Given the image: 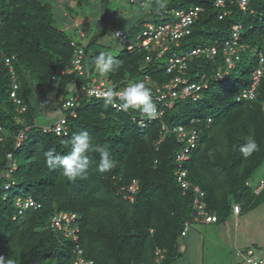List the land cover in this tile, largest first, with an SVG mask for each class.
Masks as SVG:
<instances>
[{"label": "trees", "instance_id": "obj_1", "mask_svg": "<svg viewBox=\"0 0 264 264\" xmlns=\"http://www.w3.org/2000/svg\"><path fill=\"white\" fill-rule=\"evenodd\" d=\"M110 1L101 0V17H106L104 4ZM139 1L144 9L151 3ZM135 2L127 3L133 6ZM155 5L156 9L146 13L160 11ZM190 5L203 7V12L191 26V33L180 40L177 54L197 47H217V53L211 59L187 60L183 78L207 88L199 91L197 101L177 99L168 108L155 101L154 83L160 86L172 76L165 73L164 65L159 68L158 60L145 63L147 53L143 49L118 52L115 58L121 61L120 66L101 77L95 66V58L101 53L95 49L100 37V30H96L86 45L77 44L84 48L83 73L79 75L71 63L74 52L70 43L75 36L81 38V26L73 36L60 29L51 0H0V49L6 56H15L14 74L22 87L17 94L25 108L19 115L23 124H15V107L9 98L10 74L0 62V126L5 128L0 140V172L6 170L8 160L16 166L9 180H0V255L14 258L16 264H75L78 257L72 239L50 226L58 212L75 215L72 224L78 227L85 260L94 264H153V252L161 248L166 251L164 263L170 264L181 255L183 223L189 221L192 230L196 214L193 187L204 192L202 202L205 210L216 216V224L231 215L234 205H243L246 211L264 201V190L254 194V188L248 186L264 163V62L255 99L235 101L236 95L248 88L258 56L264 60V0H248L246 12L234 4L227 5L230 13L221 19L213 0H169L165 7L170 10ZM143 23L131 24L126 31L133 44L138 42ZM233 25H240L242 31L232 59L234 66L225 74L222 51L224 42L232 41ZM218 70L223 75L220 79L216 78ZM144 77L150 81L145 85L151 89L153 102L162 110L161 116L152 120L139 110L117 111L105 99L87 93L100 82L121 91ZM34 81L44 106H35L36 100L31 99ZM68 101L74 102L71 107L64 106ZM114 102L120 103L118 98ZM48 107L62 112L55 122L65 118L66 136L43 132L45 126L38 125L36 116ZM162 126H184L198 133L196 147L183 165L191 185L184 194L174 175L178 169L175 154L183 144L171 133L163 136ZM26 127L29 131L24 141L28 144L18 148L22 153L16 159L15 137ZM79 130L88 131L94 144L106 145L117 166L101 173L95 163L98 154L88 153L93 163L87 178L70 181L60 169H50L44 153L54 148L56 154H66L70 146L63 142ZM248 136L259 148L244 157L240 147ZM7 181L11 185L5 191ZM133 182L136 188L130 192ZM13 190L17 192L10 200L8 192ZM16 198L31 199L36 207L17 216ZM194 223L197 226L202 221L199 218Z\"/></svg>", "mask_w": 264, "mask_h": 264}, {"label": "built area", "instance_id": "obj_2", "mask_svg": "<svg viewBox=\"0 0 264 264\" xmlns=\"http://www.w3.org/2000/svg\"><path fill=\"white\" fill-rule=\"evenodd\" d=\"M234 1V0H231ZM239 9L241 11H246L247 0H238L236 1ZM214 5L219 8H223L225 5V0H215ZM201 8L193 7L187 11H175L172 15V19L170 18L169 22L166 23H158L156 25L148 23L144 25L141 33L137 35L136 39L138 42L132 43L128 42L127 50L134 51L135 49H143L146 51V56L144 58L145 63H151L153 60H160L166 59L164 64V70L167 75L172 76L167 83L162 85H156L154 83L155 88V101L162 102L163 106H167L168 108L171 107V103L175 100H186L191 99L192 101H197L199 99V91L203 88H207L206 84L200 85L195 83H188L185 78H183L184 70L187 67V60L190 58H213L217 53V47H197L192 49L191 51H185L182 54L173 53L169 55L171 48H178L180 45V40L185 36L191 33V26L198 18L199 14L201 13ZM229 14L227 11H223L219 15V19L223 18ZM231 37L232 41L229 40L224 42V49L222 51L224 56V61L226 63V71L229 68L234 66L232 61L233 56L236 53V50L239 47V39H240V26H232L231 28ZM119 34L118 36L116 34ZM114 36L122 42H127L128 37L122 31L116 30L114 32ZM74 55L72 56L71 63L73 66V70L77 71L79 75L83 73V49L75 42L70 43ZM232 45V46H231ZM235 45L237 46L235 48ZM15 61L14 55L6 56L0 49V62L7 68L8 73L11 77V87L12 90L10 92V97L12 101L17 104V113H24L25 108L22 106V101L17 97L16 90L18 89V84L16 81V76L13 70V63ZM263 58L259 57L258 60V67L251 75V80L248 88L242 90L238 93L235 97L236 102L250 101L255 99L256 88L259 84V80L263 75ZM223 75H221L220 70H218L216 74V78L220 79ZM95 81V80H94ZM145 84L149 83L148 77L143 78ZM129 85V84H128ZM126 85V86H128ZM107 89L103 82H100L97 85H94L90 88L87 93L88 95L94 97L95 99H105L103 96V92ZM124 89V88H123ZM77 99V98H76ZM168 100V101H167ZM74 102L68 101L64 104L65 107H71ZM116 103V102H115ZM118 104V103H117ZM114 108V107H113ZM119 111L118 108H115ZM160 113L159 116L162 114L161 109H157ZM209 121V120H208ZM162 135L171 133L173 134L177 142L181 145L183 144V148L181 151L175 154V162L178 163V169L175 170L174 175L176 176V181L179 184L182 193L184 194L187 192L191 185L187 180V171L183 167L184 163L189 159V152L196 147L197 140H198V133L194 129H188L184 126H176L172 129H168L165 126L161 127ZM28 128L20 131L16 137V147L20 146V142L26 138V132ZM52 131L56 136H66L67 129L65 126V118L59 119L55 124H52L51 127H44L43 132H50ZM2 139V128L0 127V140ZM163 139V138H162ZM10 159V156H8ZM16 169L14 163L8 160V165L5 171L0 172V180L6 179L9 180L10 175ZM11 183L9 181L5 182L4 190L7 191L10 187ZM136 188V183L133 182L132 185L129 186L128 190L130 192H134ZM261 190H264V172L263 176L258 182V186L253 189L255 194L259 193ZM193 193L195 194V198L193 201V208L196 211L195 216H193L192 221L196 222L199 218L205 222H214L216 219L212 215H207L204 210V204L202 199L204 198L205 194L202 190L198 187H193ZM7 194L3 196V200H6ZM131 201V199H130ZM28 203L30 204L29 207H34L35 203L31 199H21L16 198L14 200V206L17 209V216H21L22 213L27 210L29 207L25 208L24 205ZM36 207V206H35ZM16 216V217H17ZM15 219V217H14ZM76 217L74 214L68 215L65 213H55L51 218L50 226L52 229L60 231L63 230V235L66 238L72 239L75 242V251L77 254V260L75 264H93L92 262L86 261L82 258V250L77 244L78 241V227L73 226V222L75 221ZM190 226L189 221L184 222L183 230L181 235L184 236L186 231ZM250 253V252H248ZM154 260L153 264H165L164 259L166 255V251L161 248H156L153 252ZM247 262L252 264H260L259 262L254 261V259H247Z\"/></svg>", "mask_w": 264, "mask_h": 264}, {"label": "rangeland", "instance_id": "obj_3", "mask_svg": "<svg viewBox=\"0 0 264 264\" xmlns=\"http://www.w3.org/2000/svg\"><path fill=\"white\" fill-rule=\"evenodd\" d=\"M53 4V15L57 26L60 29L67 31L69 34L73 36L74 31L70 30V28H75L76 23L79 24L86 32V36L84 39L78 38L82 45H86L87 42L90 40V32L88 31V27L92 28L91 34L98 32L100 37L98 40V45H94L96 48L102 52H109L114 58L116 55H120V53L125 52V42H120L119 40L114 38V34L112 32L113 27L120 28L124 31H127L131 24L133 26L138 25L141 21L144 23H151L154 24L158 23H165L170 21V17L164 14V11L168 9V6L164 7L163 9L159 8V4L161 0H151V3H147L145 7L149 9H144L143 4L140 3L139 0H136L133 6L128 5L127 2L129 0H111L110 3H105L104 8L106 12V17L102 15L100 16V2L101 0H51ZM58 1H60V8L58 7ZM150 2V1H149ZM165 4L169 3V0H163ZM155 4H158L160 11H155L153 14L146 13L153 8L156 9ZM65 17H62V16ZM99 21H102L99 22ZM121 22L124 24L122 25ZM143 23V24H144ZM114 25V26H112ZM76 30V29H75ZM97 30V31H96ZM83 31V32H84ZM84 32V34H85ZM208 44V43H206ZM120 52V53H118ZM178 48H171L169 55L173 53H178ZM166 60V59H165ZM165 60H158L157 62L160 64L159 68L165 64ZM15 64V63H14ZM13 64V65H14ZM109 73V72H108ZM108 73L101 74V77L108 76ZM158 77H161L158 76ZM38 83V82H37ZM35 81L32 82L30 86L33 88L31 95V99H34L35 106H44L43 104L45 101L40 100V93L41 90L37 88ZM28 89V87H26ZM52 95L51 92H47V95ZM39 99H38V97ZM48 106V104H46ZM44 109L36 116V121L38 125L42 126H51L61 115V111L57 108H50ZM28 143L26 141L23 142V147L26 146ZM22 153V149H17L15 152L16 159L20 157ZM264 171V163L258 169V171L253 175L251 179H249L248 186L252 188H256L258 186V182L263 176ZM1 184V181H0ZM17 191L13 190L8 192L9 199L15 195ZM241 210H237V207L233 209V213L235 214L234 217L231 215L224 219L227 227V233L225 237L219 235L218 237H214L212 234L213 227H201L200 225L192 226V230L196 231L200 237L204 239L203 244V251L200 255V260H196L195 255H181L171 261L170 264H207L208 262V255L210 252L213 254L214 260L212 264H250L246 262V251L247 249H251L253 256L256 258L257 261L261 260L264 264V201L258 202L254 205L253 208L246 211L243 208V205L240 206ZM249 208V207H248ZM235 220H237L238 231L237 235L234 233V225ZM222 222V223H223ZM220 223L218 226H222L223 224ZM221 231V228H220ZM234 234V236H233ZM183 239L180 241V245L183 244ZM212 241V247L211 243ZM197 247L194 246L193 249ZM191 248V247H190ZM193 249L189 251V254H192ZM199 250H202L199 246ZM225 250L229 252L227 257V262L222 260L225 257ZM201 256H203L204 260L203 263L201 262Z\"/></svg>", "mask_w": 264, "mask_h": 264}, {"label": "clouds", "instance_id": "obj_4", "mask_svg": "<svg viewBox=\"0 0 264 264\" xmlns=\"http://www.w3.org/2000/svg\"><path fill=\"white\" fill-rule=\"evenodd\" d=\"M236 1H238V0H234V1L225 0L224 7L219 8V7H216L214 5L215 0H213V6L215 9H218L220 11V14L223 11H227L230 13V10H227L226 6L234 4L239 9ZM164 7H165V3L163 2V0H161V2L159 4V8L163 9ZM193 7L201 8L202 9L201 12H203V7L196 6V5H190V6H187L184 8H179V9H173L172 8L170 10H165L164 14L171 18L175 11H187ZM247 9H248V0H247V5H246V11H247ZM246 11H241V12H246ZM145 24H148V23H144L142 25L143 28H144ZM233 26H235V25H233ZM237 26H240V25H237ZM241 29L242 28L240 26V37H241V31H242ZM116 30L122 31L123 33L126 34V31H124L120 28H113L112 29L113 34ZM116 35L118 36L119 34L117 33ZM126 35L128 37V41L125 42L126 43L125 49L127 50L128 42H131V39L129 38L128 34H126ZM79 36L81 37V35H79ZM114 38L117 39L115 36H114ZM117 40H119V39H117ZM72 42H75L76 44L81 43L80 40H78L77 36L73 38ZM120 42H122V41H120ZM70 46H71V44H70ZM82 49H84V48H82ZM259 57H262V56L259 55L258 60H259ZM120 63H121V61L114 58L110 53L102 52L95 58V66L101 74H105V73H108L110 71H115L120 66ZM13 70H14V67H13ZM15 76L17 78V75H15ZM16 81L18 84V89L16 90V95L18 97L17 92L19 90H21L22 87L19 83V80L16 79ZM10 82H11L10 84H12L11 77H10ZM11 90H12V87L10 85V89H9V98L10 99H11V97H10ZM103 96L105 97V102L107 104H111L112 107L118 108L121 111H128L129 109L139 110L143 114H146V116L148 117L149 120L155 119L158 117V115H160V113L157 110L155 103L152 100L151 89L148 88L143 81L130 83L128 86H126L121 91H116L113 87H109L103 92ZM115 98L119 99V101H120L119 104L114 102ZM11 102L13 103V105L15 107L14 112L16 113V116L13 117L14 122L17 125H21V124H23V120L21 119V117H19V115L22 113L18 114L17 113V109H18L17 104H15L12 101V99H11ZM0 127L2 128V135L5 134L4 133L5 128L2 126H0ZM45 127H47V126H45ZM26 128H28V127H26ZM24 129H22V130H24ZM28 131H29V128H28ZM16 137H15L14 146H15V149H18V148H20V146L22 145V143L24 142V140L26 138L20 142L19 147H16ZM245 141H246V143H244L240 147V152L242 153V155L244 157H249L254 152H256L258 150L259 145L257 144L256 140L251 136L245 137ZM63 143H65V145L70 146V150L66 154L58 155V154H56V150L54 148L49 149L48 151H46L44 153L45 163L47 164V166L50 169H57V168L60 169L61 175L63 177H66L70 181H74L77 178H87V174H88L90 165L93 163V161L90 160L88 153H97L98 154L99 160L96 161L95 163H96L97 170L101 173L108 172L117 166V161H115L112 158V154H111L109 148L106 145L94 144L93 138L88 131H84V130L76 131V132L72 133L70 138L68 140L64 141ZM259 193H257V194H259ZM29 206H30V204H28V203H26L24 205L25 208H27ZM204 210H205V206H204ZM205 212L207 213V215H212L216 219L215 215L209 213L206 210H205ZM216 222H217V219L214 222L202 221V224H207V225L209 224L210 225V224H214ZM192 223H193V225H195V223L193 221H192ZM188 232H189V228L186 231L184 236H182L180 233V237L184 238ZM77 244L79 246V236H78ZM75 246H76V244H75V242H73L74 251H75ZM248 252H250V253H248ZM246 255H247L246 262H247V259L251 258V259H254V261H256V262L263 264V262L261 260H259V261L256 260V258L253 256L251 249H247ZM83 257L84 256H83V250H82V258ZM83 259L85 260V258H83ZM86 261L93 263V261H91V260H86ZM247 263H249V262H247ZM0 264H16V260L12 257L5 258L3 255H0ZM250 264H252V263H250Z\"/></svg>", "mask_w": 264, "mask_h": 264}, {"label": "crops", "instance_id": "obj_5", "mask_svg": "<svg viewBox=\"0 0 264 264\" xmlns=\"http://www.w3.org/2000/svg\"><path fill=\"white\" fill-rule=\"evenodd\" d=\"M60 4H61L60 1H58V7L60 6ZM62 17H65V16L63 15ZM75 25H76L75 28H72V29L70 28V30L74 31V34L73 35H75V29L77 27H80V25L77 24V23ZM83 31H80V33H79V35H81V37H82L81 40L84 39L85 36H86V32L84 31L85 32V34H84ZM88 31L90 32V37L93 36V34H91V32L93 31L92 28L90 29V27H88ZM236 207H237V210L239 211L240 208H239L238 205H234L233 206V209L236 208ZM234 215H235L234 213H233V215L231 213V216L232 217H234ZM222 224L223 225L221 227L218 226L219 224H216V223L215 224H210V225L209 224L208 225L207 224H201L200 226L201 227H203V226H205V227H212V226H214L213 227V231H212V234H214V237H218L219 235H222V236L225 237L226 235H228V233H227V227H226L225 222H223ZM220 228H221V231H220ZM237 231H238V225H237V220H235L234 233H236V235H237ZM233 236H234V234H233ZM182 239H183L182 241H183V244L184 245L183 246L182 245H179V251H180V253H183V255H185V256H187V255H193L194 254L195 257H196L195 261L198 260V259L200 260V255H201V252L203 251L204 239L202 237H200L198 235V233L196 231H194V230L189 231L187 233V235L184 238H182ZM180 241H181V238H180ZM209 242L211 243V246L210 247H212V241L209 240ZM196 245H197V247L195 249H193V247L196 246ZM199 246H200V248L202 250H199ZM192 249H193L192 254H189V251L192 250ZM224 254H225V257L222 260H225V262H227V260H228L227 257L229 255V252H227L225 250V253ZM203 260H204V258H203V256H201V262L202 263H203ZM213 260H214L213 254L210 252V254L208 255V262H207V264H212ZM227 263L229 264V262H227Z\"/></svg>", "mask_w": 264, "mask_h": 264}, {"label": "bare ground", "instance_id": "obj_6", "mask_svg": "<svg viewBox=\"0 0 264 264\" xmlns=\"http://www.w3.org/2000/svg\"><path fill=\"white\" fill-rule=\"evenodd\" d=\"M232 46V45H231ZM145 78V77H144ZM155 89V88H154Z\"/></svg>", "mask_w": 264, "mask_h": 264}]
</instances>
